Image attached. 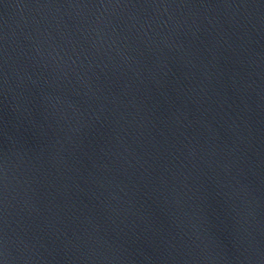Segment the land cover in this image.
<instances>
[{"label":"water","instance_id":"obj_1","mask_svg":"<svg viewBox=\"0 0 264 264\" xmlns=\"http://www.w3.org/2000/svg\"><path fill=\"white\" fill-rule=\"evenodd\" d=\"M0 264H264V0H0Z\"/></svg>","mask_w":264,"mask_h":264}]
</instances>
